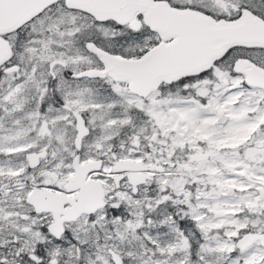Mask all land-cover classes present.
<instances>
[{
  "label": "snow or ice",
  "instance_id": "snow-or-ice-1",
  "mask_svg": "<svg viewBox=\"0 0 264 264\" xmlns=\"http://www.w3.org/2000/svg\"><path fill=\"white\" fill-rule=\"evenodd\" d=\"M0 264H264V0H0Z\"/></svg>",
  "mask_w": 264,
  "mask_h": 264
}]
</instances>
